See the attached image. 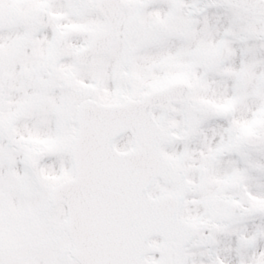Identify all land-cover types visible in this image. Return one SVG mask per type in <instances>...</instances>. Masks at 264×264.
I'll list each match as a JSON object with an SVG mask.
<instances>
[{
  "label": "snow or ice",
  "instance_id": "obj_1",
  "mask_svg": "<svg viewBox=\"0 0 264 264\" xmlns=\"http://www.w3.org/2000/svg\"><path fill=\"white\" fill-rule=\"evenodd\" d=\"M0 264H264V0H0Z\"/></svg>",
  "mask_w": 264,
  "mask_h": 264
}]
</instances>
